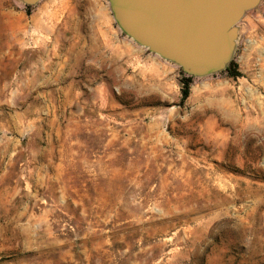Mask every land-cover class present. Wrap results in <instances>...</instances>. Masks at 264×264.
<instances>
[{"label":"rangeland","instance_id":"rangeland-1","mask_svg":"<svg viewBox=\"0 0 264 264\" xmlns=\"http://www.w3.org/2000/svg\"><path fill=\"white\" fill-rule=\"evenodd\" d=\"M0 264H264V0L205 75L109 0H0Z\"/></svg>","mask_w":264,"mask_h":264},{"label":"water","instance_id":"water-1","mask_svg":"<svg viewBox=\"0 0 264 264\" xmlns=\"http://www.w3.org/2000/svg\"><path fill=\"white\" fill-rule=\"evenodd\" d=\"M109 1L120 27L135 41L192 75H205L226 66L237 24L259 0Z\"/></svg>","mask_w":264,"mask_h":264},{"label":"trees","instance_id":"trees-1","mask_svg":"<svg viewBox=\"0 0 264 264\" xmlns=\"http://www.w3.org/2000/svg\"><path fill=\"white\" fill-rule=\"evenodd\" d=\"M230 71L233 73V75H238V73H235V71L232 69V65L229 67ZM190 82H191V79L190 78H185V81L183 82L184 84V88H183V99H185L188 95H189V92H190Z\"/></svg>","mask_w":264,"mask_h":264}]
</instances>
